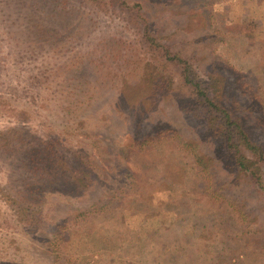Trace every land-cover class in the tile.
I'll list each match as a JSON object with an SVG mask.
<instances>
[{
	"label": "rangeland",
	"instance_id": "rangeland-1",
	"mask_svg": "<svg viewBox=\"0 0 264 264\" xmlns=\"http://www.w3.org/2000/svg\"><path fill=\"white\" fill-rule=\"evenodd\" d=\"M224 111L259 156L264 0H0V264H264Z\"/></svg>",
	"mask_w": 264,
	"mask_h": 264
},
{
	"label": "trees",
	"instance_id": "trees-1",
	"mask_svg": "<svg viewBox=\"0 0 264 264\" xmlns=\"http://www.w3.org/2000/svg\"><path fill=\"white\" fill-rule=\"evenodd\" d=\"M21 25V22L19 23ZM18 25V26H19ZM188 82L191 84H196L198 88V92L201 95L206 94V91L199 87L200 81L189 80ZM225 112V111H224ZM227 113V112H225ZM224 116V115H223ZM227 118V124L229 127L233 126L234 128H228V136H227V158L229 159V165L231 167L238 168L240 172L245 173L251 179L254 180L256 186H259L264 191V150L260 153L259 156H254L253 158L247 157L240 147L241 142L250 143L248 139L247 133H245L240 118H232L229 113L224 116V119ZM240 133V134H239ZM249 140V141H248ZM259 145H252V149L254 153L257 151ZM53 170V169H52ZM50 171V173L52 172ZM244 205H237V212L241 214V216L245 215V210H243Z\"/></svg>",
	"mask_w": 264,
	"mask_h": 264
}]
</instances>
